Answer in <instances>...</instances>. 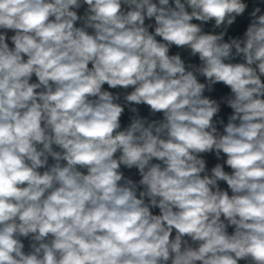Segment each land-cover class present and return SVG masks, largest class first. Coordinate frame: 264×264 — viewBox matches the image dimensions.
<instances>
[{
	"label": "clouds",
	"instance_id": "9594fccd",
	"mask_svg": "<svg viewBox=\"0 0 264 264\" xmlns=\"http://www.w3.org/2000/svg\"><path fill=\"white\" fill-rule=\"evenodd\" d=\"M0 264H264V0H0Z\"/></svg>",
	"mask_w": 264,
	"mask_h": 264
},
{
	"label": "crops",
	"instance_id": "0c3cea01",
	"mask_svg": "<svg viewBox=\"0 0 264 264\" xmlns=\"http://www.w3.org/2000/svg\"><path fill=\"white\" fill-rule=\"evenodd\" d=\"M173 51H175V49H173ZM224 91H227V90H224ZM142 111L146 113L147 112V109L146 108H142ZM230 112H231V110L228 109V108H224L223 109L222 116L225 118V122H226V117H227L228 114H230ZM124 123L125 124L127 123V115L124 117ZM207 159L209 160L210 166L216 162L215 159H214V157H211L210 156V157H207ZM221 186L222 187H226V185H224L223 183H222Z\"/></svg>",
	"mask_w": 264,
	"mask_h": 264
}]
</instances>
